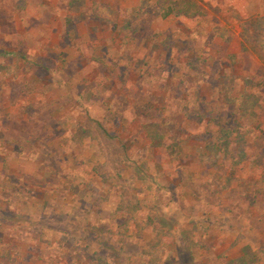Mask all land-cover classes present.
I'll return each mask as SVG.
<instances>
[{
    "label": "rangeland",
    "instance_id": "374dc122",
    "mask_svg": "<svg viewBox=\"0 0 264 264\" xmlns=\"http://www.w3.org/2000/svg\"><path fill=\"white\" fill-rule=\"evenodd\" d=\"M1 50L0 264H264V0H0Z\"/></svg>",
    "mask_w": 264,
    "mask_h": 264
},
{
    "label": "trees",
    "instance_id": "16d2710c",
    "mask_svg": "<svg viewBox=\"0 0 264 264\" xmlns=\"http://www.w3.org/2000/svg\"><path fill=\"white\" fill-rule=\"evenodd\" d=\"M165 9H166V10H165L164 13H163V16H164V17H167V16H169V15H171L172 13L175 12V6H174V4H172V3L168 4L167 8H166V6H165ZM0 53H3V51L1 50ZM222 130H223V129H222ZM223 131H225V130H223Z\"/></svg>",
    "mask_w": 264,
    "mask_h": 264
}]
</instances>
